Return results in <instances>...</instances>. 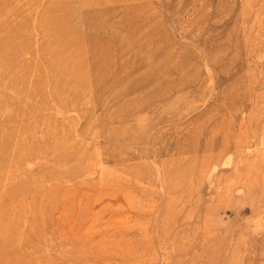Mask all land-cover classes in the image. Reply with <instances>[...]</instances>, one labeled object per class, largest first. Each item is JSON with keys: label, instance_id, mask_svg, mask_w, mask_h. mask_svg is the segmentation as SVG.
I'll use <instances>...</instances> for the list:
<instances>
[{"label": "rangeland", "instance_id": "rangeland-1", "mask_svg": "<svg viewBox=\"0 0 264 264\" xmlns=\"http://www.w3.org/2000/svg\"><path fill=\"white\" fill-rule=\"evenodd\" d=\"M0 264H264V0H0Z\"/></svg>", "mask_w": 264, "mask_h": 264}]
</instances>
